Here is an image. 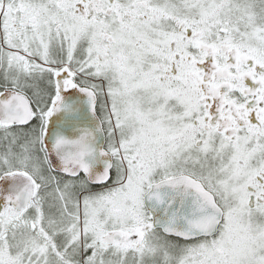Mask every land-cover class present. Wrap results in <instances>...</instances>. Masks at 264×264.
<instances>
[{
    "label": "snow or ice",
    "instance_id": "1",
    "mask_svg": "<svg viewBox=\"0 0 264 264\" xmlns=\"http://www.w3.org/2000/svg\"><path fill=\"white\" fill-rule=\"evenodd\" d=\"M0 264H264V0H0Z\"/></svg>",
    "mask_w": 264,
    "mask_h": 264
}]
</instances>
